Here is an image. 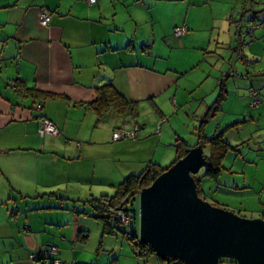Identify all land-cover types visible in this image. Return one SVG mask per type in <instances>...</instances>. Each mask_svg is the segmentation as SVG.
Returning <instances> with one entry per match:
<instances>
[{"label": "crops", "instance_id": "obj_1", "mask_svg": "<svg viewBox=\"0 0 264 264\" xmlns=\"http://www.w3.org/2000/svg\"><path fill=\"white\" fill-rule=\"evenodd\" d=\"M214 2L223 7L228 0ZM234 2L245 5L246 0ZM206 4L207 0H96L93 5L86 0H0V264H36L32 256L50 246L58 250L55 259L65 264H171L154 253L135 258L125 237L93 219L84 202L112 196L123 179L137 176L135 161L142 156L154 161L156 150L166 143L174 149L173 136L162 137L160 119L170 104L183 103L186 113H192L190 94L201 103L196 112L210 108L205 98L220 88L219 80L197 97L203 77L192 75L188 83L187 78L198 61L164 64L175 50H206L203 38L212 36L216 26L213 10L199 12ZM42 8L51 18L48 27L40 25ZM234 12L226 16L230 27L235 24L236 36L237 27L244 26L232 20ZM179 26L187 31L175 38L173 31ZM227 33L231 42L230 29ZM235 47L234 39L228 47L231 56L226 53L220 71L237 69ZM241 83L244 79H226V96L230 90L243 97ZM105 85L148 117L146 125L136 122L134 140L113 142L114 130L123 124L130 128V122L113 111L98 119L88 107L96 99V89ZM184 105L179 108L186 110ZM244 113H234V122L246 120ZM256 115L264 139V104ZM42 118L57 125V137L38 135ZM154 125L157 135L151 134ZM166 154L173 162L175 152ZM52 191L61 198L42 203L41 196Z\"/></svg>", "mask_w": 264, "mask_h": 264}, {"label": "rangeland", "instance_id": "obj_2", "mask_svg": "<svg viewBox=\"0 0 264 264\" xmlns=\"http://www.w3.org/2000/svg\"><path fill=\"white\" fill-rule=\"evenodd\" d=\"M234 1L235 0H228V2H224V4L222 3L223 7H221V4H217L214 0H207L209 5L206 4V6L201 8L199 12L200 14L203 12L204 14H209V10H213V14L215 16L214 24L216 26L213 27L214 30L212 31V36L210 34H206V40L203 38L205 42V44H203L205 46L203 47H206V50H187L186 52H179L175 50L171 53L169 59L165 60L164 64L177 66L180 63L185 64L191 60H194L195 62L198 61L196 62L195 70L192 71L187 78L188 83V80H192L190 79L192 77L197 79L203 77V82L200 84L199 90L195 92L198 97L200 93L209 91L213 85L212 83L216 80L218 81L220 76H224V73L227 71L226 68H228V64H226V66L223 65L226 70L220 71L219 69L220 65L223 63L226 53L229 52L228 47L231 43H234L235 39V28H233L235 24L233 23V27H230V22L226 13L235 11L231 14L232 20L239 22V24L248 28L255 29V23L262 20L261 26L257 27L253 33V39H248L246 47L244 48V55L249 62L247 66L239 62L236 59V56L233 57V63L238 66L236 69L237 73L243 76L247 71L249 73V80H244V83H241L240 86L243 91H245L243 96L244 98L241 97L242 92L238 91L237 93L239 96L236 97L237 95H234L236 92L233 94V92L229 90L230 94L225 96L224 100L213 104L212 107L216 109L214 116L209 113L206 118L207 121L205 120L206 123L203 125L204 135L207 138H212L222 132L223 139L228 142L234 150H230L223 158L222 170L217 180L214 181L205 177L204 169H202L196 176V179L199 181L202 199L207 201L209 204L231 211L246 219H262L257 217H264V159L260 160L261 155H264V139L260 134V132L262 133L261 127L263 124L260 123L261 120L256 115L257 110H253L249 107L247 92L250 88L256 90L262 100L261 106H263L264 36L260 38V35L262 33L261 29H264V15L261 13V11L264 10V0H246L245 5L237 4V6L234 4ZM236 1L238 2L239 0ZM253 16L259 18L258 21L252 19ZM228 29H230L229 36L231 38V42L228 41ZM217 35L220 37L219 41L217 40ZM206 41L209 43L211 42V46H209V48L206 46ZM206 51H208V53ZM197 54H199V56H197ZM228 55L231 56L230 53H228ZM203 56H205V60H203ZM207 73H209L208 77H206ZM235 79L240 78L236 77ZM219 90L220 88L218 87L215 93L210 92V94L206 96L205 99L209 103L208 105L211 106L212 102H214L219 94ZM188 98L189 102L187 104L191 106L190 108L192 113H186L188 106L183 103L181 105H184V107L186 106V110L180 109L179 107L181 105L179 104H170V108H166L164 110L165 117L160 118L161 121L164 122L161 124L162 137L172 135L173 139L170 143L171 145L174 142V135H177L178 138L187 143L189 146H194L197 141V129L200 127V122L203 119L202 116H204L207 110L202 107L200 112H196L201 103L198 102V100H195L193 95L190 96L189 94ZM178 110H180V112H178ZM234 113L236 115L244 113L243 115L246 119L245 123L231 127V124L236 121ZM252 116L255 117L252 118L253 121H250L249 117ZM237 119L241 121L243 116L237 117ZM166 120H168V123L165 124ZM124 121H129V125H131V127L135 126L134 122L130 119L125 118ZM147 121L148 117L141 115V113L136 119V122L140 126L146 125ZM146 128L149 129L148 125ZM157 128V125H154L153 129L156 131L151 134L155 135L157 133ZM225 128L227 129L223 132ZM168 144L169 143H166L164 146L161 145L158 147L154 161L147 159V156H142L140 159H137L135 161V173L140 174L150 164H156L164 168L168 167L173 159L170 160L166 153L174 152V149L169 147ZM203 153L205 156H208V147L204 148ZM114 193L115 192H113V194ZM41 197L42 203L45 202V200L57 201L61 198V194L57 191H52L43 194ZM137 205L138 201L136 202L135 207ZM136 226L138 227V223H136ZM221 260L226 261L227 259Z\"/></svg>", "mask_w": 264, "mask_h": 264}, {"label": "water", "instance_id": "obj_3", "mask_svg": "<svg viewBox=\"0 0 264 264\" xmlns=\"http://www.w3.org/2000/svg\"><path fill=\"white\" fill-rule=\"evenodd\" d=\"M205 167L202 147L190 148L136 192L141 244L161 260L182 264H264V219H246L200 198L194 177Z\"/></svg>", "mask_w": 264, "mask_h": 264}, {"label": "trees", "instance_id": "obj_4", "mask_svg": "<svg viewBox=\"0 0 264 264\" xmlns=\"http://www.w3.org/2000/svg\"><path fill=\"white\" fill-rule=\"evenodd\" d=\"M261 13H263L264 15V10L261 11ZM254 30H255L254 28H248V27H244V29L241 30L237 27L236 36H235L236 47L233 48V51L235 52L236 56H237L236 50L239 46L240 41H242L245 46L248 39L249 40L253 39ZM174 31H173V35H174ZM242 57L243 60L239 59V62L247 66L249 62L247 61L246 58H244L243 54ZM231 70H234L235 72L233 76L229 75L231 73ZM225 73H227L228 76L227 77L220 76L219 84L221 86H220L219 94L217 95L213 104L219 103L220 101L224 100L227 92L224 90L222 83L226 79L229 78L232 79L237 77L240 79L249 80L248 71L243 76L241 74H238L236 69H234L232 66H230ZM25 91L30 92V90H25ZM251 94H255L254 98L251 96ZM247 99L249 101V107L251 109L258 110L260 108L262 104V100L260 99V96L256 90L252 88L248 89ZM254 99H256L258 103L256 106L252 107L250 104ZM212 106H210L204 118L200 122V127L197 129V141L194 146L187 145V143H185L178 137L174 140L173 144H174L175 159L169 166L174 164L177 160L181 159L185 155V152L190 148L201 146L202 149L204 150L205 147H208L209 154L208 156L204 155L206 160V167L204 168V176L215 181L217 180L222 170L223 158L230 150H234V148L223 139L222 132L219 133L218 135L213 136L212 138H207L204 135L203 125L207 121L206 118L209 115V113H211L212 116H214V112L216 110ZM88 107L95 113L98 119H103L110 111H113L119 116L130 119L131 121L134 122L135 126L127 128L123 124V125H119L115 130H117L120 126H123L127 130H134L135 138H136L137 133L139 131V127L136 124V119L139 116V112L137 110V104L132 102H127L123 97H121L117 93V91L112 86L105 85L96 89V99L92 103H89ZM244 122L245 120L241 122L239 121L234 122L233 124H231V127H235L236 125ZM226 129L227 128H225L223 132ZM135 138L133 139L123 138L119 141H113V142H120L123 140H134ZM168 167L164 168L156 164H150L141 174L137 176L130 175L125 179H123V181L117 186L116 191L112 196L102 195L99 196L98 198H90L84 202V204H87L93 211V213L91 214L93 219H95L98 222H101L103 226L108 230L116 229L125 237V239L130 244L134 257L137 259L147 256L148 254L153 252L150 246L138 242V227L136 226V223H138V205L135 207L138 198L136 192L140 191L141 189L149 187L160 174H162L165 170H167ZM194 178L197 185L198 195L199 197L202 198L201 191L199 188V181L198 179H196V177ZM118 213H121L123 215H129V214L133 215L134 216L133 224L130 226L129 225L125 226L123 223L119 221L117 216ZM83 238H86V236H84ZM51 249H55L56 253L55 254L50 253ZM135 250H137L138 253H136ZM143 252L144 254L142 255L141 253ZM57 255H58L57 248L50 246L45 251H43L42 254L38 256H34L35 258L34 262L36 264H54V262L65 264L60 260L55 259ZM163 261L171 264H182L178 260H163ZM231 262L235 263L234 261Z\"/></svg>", "mask_w": 264, "mask_h": 264}, {"label": "built area", "instance_id": "obj_5", "mask_svg": "<svg viewBox=\"0 0 264 264\" xmlns=\"http://www.w3.org/2000/svg\"><path fill=\"white\" fill-rule=\"evenodd\" d=\"M86 2L89 4V5H93L94 3H96V0H86ZM51 22V18H50V15L48 13V11L45 9V8H42L40 10V25L42 27H48L49 24ZM186 33V29L184 27H178L175 29L174 31V36L176 38H180L182 37L184 34ZM243 46V42L240 41L239 43V46L236 50V54H237V57L240 59V60H243V57H242V52H241V48ZM234 70H231V73L229 74L230 76H233L234 75ZM227 73H224V76L223 77H227ZM254 95L255 94H251V96L254 98ZM257 101L256 99H254L252 102H251V106L254 107L257 105ZM37 133L40 137L44 138V137H51V138H55L58 136L59 134V129L57 127L56 124H54L53 122L47 120L46 118H42L39 120V123H38V128H37ZM123 138H130V139H133L135 138V131L134 130H127L125 129L123 126H120L117 130H115L112 134V139L113 141H119ZM118 219L121 223H123L125 226L126 225H132L133 222H134V216L133 215H123L121 213H118ZM138 242H140V239H139V233H138ZM136 253L137 250H135ZM50 253L52 254H55L56 253V250L55 249H51L50 250ZM142 255L144 254L141 253ZM32 259L35 260L34 256H32ZM54 264H60L59 262H54Z\"/></svg>", "mask_w": 264, "mask_h": 264}]
</instances>
